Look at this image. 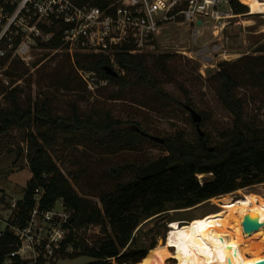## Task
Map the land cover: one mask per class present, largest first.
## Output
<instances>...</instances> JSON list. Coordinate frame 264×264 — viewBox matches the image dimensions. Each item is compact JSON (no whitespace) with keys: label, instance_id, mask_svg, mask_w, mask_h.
Masks as SVG:
<instances>
[{"label":"trees","instance_id":"1","mask_svg":"<svg viewBox=\"0 0 264 264\" xmlns=\"http://www.w3.org/2000/svg\"><path fill=\"white\" fill-rule=\"evenodd\" d=\"M75 1L80 5L91 4L106 9L111 0ZM251 1L241 3L240 0H229L236 15L247 14L248 6L254 13L264 12V0H253V8ZM40 28L45 34L53 35L46 43L38 39L41 46L52 50L62 46L65 25H40ZM258 52L259 55H245L234 63H223L215 74L219 83V98L234 116V123L221 134L222 141L214 145L208 134H199L198 142L194 145L182 137L178 140L164 139L163 143H158L143 135L142 132L146 131L138 123L139 132L134 125L124 128L122 120L103 108L93 109V112L85 115L79 114L74 105L73 115L54 118L50 101L24 108L18 101L17 89H13L9 94L12 107L0 108V135L13 127H35L37 131L28 136L25 157L32 177L26 185L23 200L17 203L13 223L26 224L35 206L36 190L40 189L44 192L41 208L51 209L58 200H63L72 214L67 224L70 233L63 243V249L73 246L72 258H94L95 261L89 264H138L147 257L149 250L156 247V243H152L149 249L138 247L137 234L143 222L151 218L162 220L171 209H192L211 199L264 183V126L246 120L243 102L236 95L237 90L243 87L264 90V43ZM173 57L172 54H121L118 57L121 69L117 77L107 73L106 68L111 64L102 55L79 56L76 65L96 72L100 78L108 79L110 84L117 86L119 89L113 94L115 99L144 88L151 91L157 101H163L164 106H182L190 113L187 106H192V102L183 104L168 93L153 69L154 65L158 71L167 72L168 62ZM151 59L154 61L152 66L149 63ZM58 133L65 134L68 141L86 139L95 146L112 150L115 147L136 150L144 139L149 138L169 152L164 158L168 171L142 180L139 174L142 165L128 164L112 168L109 176L113 186L99 194L100 207L80 195L51 156ZM128 173L131 174L130 179L124 180V175ZM199 175H211L212 178L201 183ZM89 225L99 226L107 234V239L98 247L87 245L74 231ZM163 226L165 223L159 225L158 230ZM15 241L11 234L0 239V264H5L6 257L14 251L11 244Z\"/></svg>","mask_w":264,"mask_h":264},{"label":"rangeland","instance_id":"2","mask_svg":"<svg viewBox=\"0 0 264 264\" xmlns=\"http://www.w3.org/2000/svg\"><path fill=\"white\" fill-rule=\"evenodd\" d=\"M240 2L242 3L241 0ZM251 5L253 8V0ZM248 7L247 14H234L231 23L218 37L207 28L195 40L192 26L180 22L171 23L160 33L159 49L154 54L174 55L168 62L167 72L158 71L153 65L154 61H149L168 93L183 104L192 102L190 107L202 116L201 131L210 135L213 145L222 141L221 134L229 130L234 123V116L219 98V83L215 74L223 63H234L245 55H259L258 49L264 43V12L254 13L253 9ZM40 39L44 43L49 41ZM27 42L31 45L28 55L14 56L12 51L4 48L6 55L0 56V108L12 107L13 102L9 99V94L13 89H17L18 101L24 108L50 101L54 118L73 115L74 105L79 114L85 115L93 112V109L103 108L122 120L124 128L136 126L138 123L153 137L174 140L182 137L193 145L198 142L196 123L191 113L186 112L182 106H164L163 101H157L154 94L144 88L128 92L120 99L113 96L119 89L113 84L95 92L89 91L80 78L72 57L64 50L56 51L41 46L34 37L27 39ZM207 44L210 50L197 59L178 53L184 49L199 52L204 50V45ZM7 57L9 59H6ZM80 81L83 83L80 84ZM236 95L243 102L246 120L254 125L264 126V90L243 87L237 90ZM31 132L36 134V128L13 127L0 135L1 213L13 209L14 205L17 206V203L23 200L26 185L32 177L30 165L25 157ZM57 135L51 156L80 195L100 207L99 194L105 188L113 186V180L109 176L112 168L128 164L143 167L169 155L166 148L148 140L149 138L144 139L136 150L118 147L112 150L95 146L86 139L68 141L65 134ZM130 176L129 173L125 174L124 180L130 179ZM211 178V175H199L201 183ZM245 194H254L264 199V183L211 199L192 209H171L162 220L151 218L143 222L139 227L141 231L137 234L138 247L149 249L152 243H156V249L166 242L174 222L184 225L208 214L221 212L224 210L223 206L241 200ZM57 207L63 210L60 204H57ZM157 222L159 224L155 226ZM164 223L165 226L158 230L159 225ZM74 231L90 246L98 247L107 239V234L96 225L84 226ZM262 239L264 237L259 238V241ZM257 243L252 247L250 244L248 246L253 253L252 259L262 264L264 252L258 254ZM155 249L149 250L148 255ZM72 252V245L66 249L62 248L55 257V264H89L95 261L89 256L72 258ZM236 252L239 254L242 250L236 247ZM176 261L174 258L167 259L168 264H174Z\"/></svg>","mask_w":264,"mask_h":264},{"label":"built area","instance_id":"3","mask_svg":"<svg viewBox=\"0 0 264 264\" xmlns=\"http://www.w3.org/2000/svg\"><path fill=\"white\" fill-rule=\"evenodd\" d=\"M234 16L229 0H111L106 9L75 0H0V56L6 55L4 48L14 56L28 55L31 45L27 39L50 40L53 36L45 34L40 25L63 24L66 29L59 49L72 57L85 86L95 92L110 82L94 71L78 68L79 56L102 55L119 72L121 54H156L159 35L171 23L189 24L197 40L207 28L218 37ZM208 45L199 52L184 49L178 53L197 59L210 50ZM43 193L36 190L35 206L25 225L13 223L16 205L0 212V239L11 234L16 240L5 264L56 263L70 233L67 224L72 214L63 200L51 209L41 208Z\"/></svg>","mask_w":264,"mask_h":264},{"label":"bare ground","instance_id":"4","mask_svg":"<svg viewBox=\"0 0 264 264\" xmlns=\"http://www.w3.org/2000/svg\"><path fill=\"white\" fill-rule=\"evenodd\" d=\"M223 207L221 212L184 225L174 222L166 242L138 264H168L167 259L170 258L177 260L174 264H261L248 257L252 252L248 245L252 247L258 242L256 249L258 254H262L264 239L259 241L258 238L255 242L252 238L248 239L254 233H244L243 221L249 215L263 224L255 233L264 230V199L245 194L241 200ZM236 247L242 252L237 254Z\"/></svg>","mask_w":264,"mask_h":264},{"label":"water","instance_id":"5","mask_svg":"<svg viewBox=\"0 0 264 264\" xmlns=\"http://www.w3.org/2000/svg\"><path fill=\"white\" fill-rule=\"evenodd\" d=\"M198 23L200 24V22H198ZM106 71L111 76H114V77L118 76V72L113 70L109 66L106 68ZM187 109L190 111V113L192 115V118H193V121L196 123L197 130H198L199 134L201 136H203L204 133L201 131V128H200V124L202 122V116L200 114H198L190 106H187ZM0 128H1V123H0ZM134 129L136 131H138V132L141 131L140 128L137 127V126H134ZM142 134L146 135V136H149L151 139H153L154 141H156L158 143H163L164 142L163 138L153 137V136H150L149 134H147L145 132H142ZM167 171H168V165H167L165 159L161 158V159H158V160H156L154 162L149 163L146 166H143L140 169L139 174H140V178L142 180H147V179L156 177L158 175H161V174H163V173H165ZM262 226H263L262 223L254 221L249 215H247L245 217L244 221H243V229H244V233L245 234H247V233H249V234L255 233ZM171 228H173V227L171 226ZM166 240H167V238H166ZM262 264H264V262Z\"/></svg>","mask_w":264,"mask_h":264},{"label":"crops","instance_id":"6","mask_svg":"<svg viewBox=\"0 0 264 264\" xmlns=\"http://www.w3.org/2000/svg\"><path fill=\"white\" fill-rule=\"evenodd\" d=\"M243 3H244V1L243 0H241ZM248 6V5H247ZM217 213V212H216ZM211 214H213V213H211ZM208 215H210V214H208ZM208 215H206V216H208ZM206 216H203V217H206ZM203 217H201V218H203ZM261 237H264V231H263V233H262V235L260 234V233H254L253 235H250L249 236V238L248 239H254V242L258 239V238H261ZM252 252L248 255V257L250 258V259H252Z\"/></svg>","mask_w":264,"mask_h":264}]
</instances>
